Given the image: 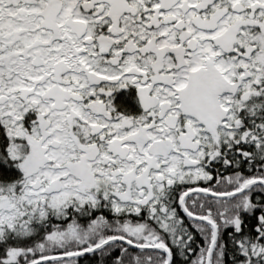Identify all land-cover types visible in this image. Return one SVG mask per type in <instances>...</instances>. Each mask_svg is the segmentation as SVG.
I'll return each mask as SVG.
<instances>
[{
    "label": "snow or ice",
    "instance_id": "1",
    "mask_svg": "<svg viewBox=\"0 0 264 264\" xmlns=\"http://www.w3.org/2000/svg\"><path fill=\"white\" fill-rule=\"evenodd\" d=\"M0 264H264V0H0Z\"/></svg>",
    "mask_w": 264,
    "mask_h": 264
}]
</instances>
